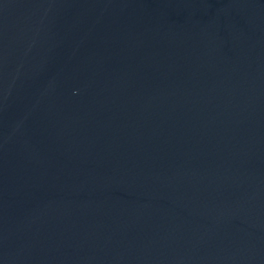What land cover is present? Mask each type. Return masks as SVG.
Returning a JSON list of instances; mask_svg holds the SVG:
<instances>
[{"label":"water","instance_id":"obj_1","mask_svg":"<svg viewBox=\"0 0 264 264\" xmlns=\"http://www.w3.org/2000/svg\"><path fill=\"white\" fill-rule=\"evenodd\" d=\"M0 264H264V0H0Z\"/></svg>","mask_w":264,"mask_h":264}]
</instances>
